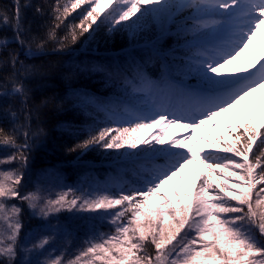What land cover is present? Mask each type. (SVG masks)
I'll return each mask as SVG.
<instances>
[{
    "label": "snow or ice",
    "instance_id": "obj_1",
    "mask_svg": "<svg viewBox=\"0 0 264 264\" xmlns=\"http://www.w3.org/2000/svg\"><path fill=\"white\" fill-rule=\"evenodd\" d=\"M102 4L108 6L103 15ZM13 5L11 15L0 9V29L13 33L0 37V53L7 52L0 56V125L9 124L0 126V264H264V113L258 123L249 117L235 129L229 126L231 140L214 137L209 144L218 151L194 149L189 143L197 138L195 129L264 86V58L231 74L222 72L264 24V0H54L47 13L52 26L44 38L30 40L25 35L31 23L25 25L21 7H34L39 16L45 7L30 0L23 5L13 0ZM82 5L87 7L74 17L79 22L68 24L59 37L57 29ZM180 9L191 14L175 33L185 41L179 64L170 65L164 46L153 44V54L163 62L159 81L140 66L131 79L117 69L131 92L103 109V126L94 122L85 138L68 148L80 153L96 146L127 149L120 156L131 165L134 179L94 192L69 187L55 198L22 194L29 153L35 138L44 134L43 128L33 129L32 121L55 98H35L45 88L48 69L28 65L20 56L45 55L50 43L62 52L102 25L110 31L133 29L147 17L170 19ZM166 31L162 26L157 41ZM12 43L17 48L10 49ZM173 70L184 78L179 85L169 81ZM188 78L196 83H187ZM173 125L191 132L165 141L163 134ZM145 129L159 131L136 135ZM25 203L48 222L28 237L22 235ZM61 212L97 213L112 230L85 239L75 254L53 256L49 249L62 230L50 218ZM70 228L63 234L69 235Z\"/></svg>",
    "mask_w": 264,
    "mask_h": 264
},
{
    "label": "trees",
    "instance_id": "obj_2",
    "mask_svg": "<svg viewBox=\"0 0 264 264\" xmlns=\"http://www.w3.org/2000/svg\"><path fill=\"white\" fill-rule=\"evenodd\" d=\"M25 2L26 0H20L21 5ZM30 2L32 5H44L45 15H37L34 7L28 9L21 7L25 25L31 23V31L25 35V39L30 40L32 36L44 38L46 30L52 26L51 17L47 13L50 11L48 6L54 0H30ZM84 7L87 5H82L72 12L65 24L57 29L59 37L67 33L68 24L79 22V19L74 17H77ZM0 9H6L11 15L14 9L13 0H0ZM182 17L185 16H177L176 21ZM93 27L95 28L96 25ZM117 29L110 31L105 24L91 36L85 33L75 44L70 43L62 52L53 50L54 45L50 43L49 51L45 55L27 58L24 55L20 56V59L28 65L42 64L48 69L45 88L37 92L35 98L37 100L43 96L55 98L54 103L43 110L39 120L34 118L32 121L33 129L43 128L44 134L35 138L33 150L29 153V163L22 181V194L32 191L38 192L42 197L55 198L57 192L69 187L87 191L92 188L107 187V183H110L117 188L121 181L134 179L131 165L125 163L120 156V153L126 152L127 149L105 150L96 146L80 153L69 152L68 148L77 143L78 139H84L85 130L94 122L103 126L106 119L103 109L117 100L126 98L131 92L125 81L116 75L117 69L131 79L135 75L136 67L140 66L148 77L158 80L163 70L160 67L161 61L147 52H151L153 44L157 47L163 45L164 52L168 54L167 62L170 65L179 64V57L184 55V40L173 34H167L159 41L154 40L156 35L151 36L150 30L145 29L142 24L133 29L120 26H117ZM3 36L12 37L13 33L10 29H0V37ZM149 43L151 47L140 48ZM9 48H17V45L12 43ZM128 49L131 52L127 55H131V58L126 55ZM6 55V51L0 53V56ZM173 56L177 59L173 60ZM130 59H136L140 63L135 65ZM171 74L174 79H184L175 70ZM189 80L192 81L191 78ZM0 126L7 128L9 124L5 121ZM136 135L141 137V133ZM15 202L20 204L19 200ZM21 206L24 208L22 217L24 237L48 227V222L34 216L26 203ZM50 223L54 227L59 226L62 230L61 234L56 235L53 246L49 249L53 256L61 251L75 254L83 246L85 239L112 230L106 220L92 212H61L51 217ZM68 226H71L70 234L64 235L63 230H68ZM47 234L55 235V233ZM20 258L22 257L18 256V259ZM44 258L40 257L41 260Z\"/></svg>",
    "mask_w": 264,
    "mask_h": 264
},
{
    "label": "rangeland",
    "instance_id": "obj_3",
    "mask_svg": "<svg viewBox=\"0 0 264 264\" xmlns=\"http://www.w3.org/2000/svg\"><path fill=\"white\" fill-rule=\"evenodd\" d=\"M173 2H175V0H173ZM161 3H163V0H161ZM148 7H153V5H148ZM100 10H101V14H103L108 10V6L106 4H102ZM190 14H191L190 9L173 10V14L170 19L147 17L145 21L141 22V24L145 27V29L150 30L149 34H151V36L156 35V37L154 38V40H156L160 36L162 26L165 29H167L164 37L167 34L175 35V33L177 32V26L184 24L185 21L190 16ZM177 16H185V17H182V19L176 21ZM133 18L135 19V17ZM262 29L264 30V24H262L260 28L256 30L255 35L252 37L247 47L244 48V50L240 53V55L237 56L234 60H232L231 63L228 64L222 70L224 74H231L248 64L255 63L257 60L264 58V34L262 32ZM149 45H151V43H149ZM128 52L130 54L131 52L130 49L126 51V55L128 54ZM147 53L152 56H155L153 54L152 48H151V52L150 53L147 52ZM127 56H130L131 58V55H127ZM130 60L132 62H135L133 63L135 65L140 63L136 59H130ZM108 65L110 64L108 63ZM191 79H192L191 82L193 83L191 82L190 83L195 84L196 83L195 79L194 78ZM159 80L160 79H158L157 81ZM188 81H190L189 78L187 82ZM175 85H179V84H175ZM262 113H264V86L256 89L254 92L249 93V95L245 96L244 99H242L240 103L237 104L235 107L229 109L225 113L216 116L213 122H209L205 126L195 129L197 138L191 139L189 143L193 146L194 149L203 147L206 151H213V152L218 151V149L211 148L209 144V142L215 143L214 137L222 135L227 140H231L232 138L228 133L229 126L235 129L237 124H244L249 117H251L255 122L258 123L259 120L261 119ZM213 123L215 124V126H212ZM158 131H159L158 129H145L143 130V132H141V138H144V136L150 137L151 135H155ZM189 132H191V130H181L177 126L173 125L168 127L163 135L165 141H170L173 138H181L183 135ZM198 137H203L204 139H198ZM193 167H199V164L197 163L196 165H189L187 171H191ZM114 186L115 185L107 183V188L114 189L115 188ZM103 188H105V186H103L100 189ZM167 188L168 186L166 185L165 189ZM96 189L98 188H92L91 190H87V191L94 192V190Z\"/></svg>",
    "mask_w": 264,
    "mask_h": 264
},
{
    "label": "bare ground",
    "instance_id": "obj_4",
    "mask_svg": "<svg viewBox=\"0 0 264 264\" xmlns=\"http://www.w3.org/2000/svg\"><path fill=\"white\" fill-rule=\"evenodd\" d=\"M262 32H263V34H264V30L262 29Z\"/></svg>",
    "mask_w": 264,
    "mask_h": 264
}]
</instances>
